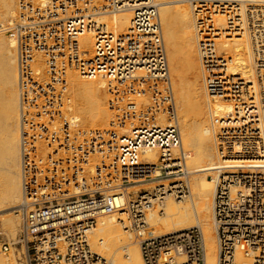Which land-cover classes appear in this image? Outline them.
Instances as JSON below:
<instances>
[{"label":"built area","instance_id":"1","mask_svg":"<svg viewBox=\"0 0 264 264\" xmlns=\"http://www.w3.org/2000/svg\"><path fill=\"white\" fill-rule=\"evenodd\" d=\"M104 1L103 11H133L129 34L99 23L94 13L103 11H90L87 0H18L21 227L12 240L0 232L1 248L15 252L16 264H107L89 237L103 216L117 214L139 242L144 264H208L202 226L160 234L149 221L169 196L180 201L192 194L158 7L153 0ZM221 2L188 0L200 28L214 25L224 11ZM253 8L247 15L250 31H258L261 105L218 134L220 155L230 163L212 203L217 264H264V10ZM89 32L90 51L81 44ZM38 52L44 76L35 70ZM70 70L108 81L110 129L84 131L73 124ZM248 87L235 100L249 98L244 108L254 100ZM126 128L130 134L122 135ZM151 149L159 152L156 165L141 158ZM149 183L153 188L130 191ZM238 253L250 262H237Z\"/></svg>","mask_w":264,"mask_h":264},{"label":"bare ground","instance_id":"2","mask_svg":"<svg viewBox=\"0 0 264 264\" xmlns=\"http://www.w3.org/2000/svg\"><path fill=\"white\" fill-rule=\"evenodd\" d=\"M153 1L158 7L162 35L163 32L165 34L163 44L167 61L175 72L174 88L178 107L172 86L173 101L176 111L179 110L177 124L184 152V168L190 175L192 194L179 201L182 203H175L169 199L173 197L169 196L160 207L151 210L149 221L160 228V234L202 226L208 264H217L212 203L219 175L230 163L227 155L224 158L220 155L223 141L218 134H224L222 128L231 124L228 122L242 121L248 114L256 113L255 110L250 111L251 108L261 105L258 31H255L256 27L250 31L247 12L250 5L255 7L253 9L264 10V0H222L224 11L209 29L198 26L194 9L188 0ZM87 2L90 11H103L107 5L104 0ZM17 4L18 0H0V227L12 239L16 238L21 227V219L12 209L22 202V76L16 30L19 22ZM176 8L179 13H176ZM120 11L125 13L120 14ZM98 12L94 15H100L97 16L99 23L107 25L117 34H129L132 10L109 11V14L108 11ZM176 24L181 26L180 42L176 35ZM8 32L12 35H7ZM93 35L94 32H89L81 39L82 46L89 51L94 45ZM34 66L37 72L45 75L42 53H36ZM68 76V113L73 124L83 127L81 130L84 131L110 129L111 97L108 81L102 77L85 78L75 70H70ZM246 86L254 94V100L251 106L244 108L249 98L245 97L242 103L235 100L237 93H241ZM141 101L148 105V100L141 98ZM216 119L219 122H215ZM120 132L122 135L130 134L128 128ZM141 158L156 165L159 152L155 149L142 150ZM146 185H150L149 189L155 184ZM119 218L114 214L99 220L89 237L93 251L109 264H144L139 242L131 232L123 229ZM236 259L239 263L250 262L239 253ZM0 264L14 263L10 261V256L0 252Z\"/></svg>","mask_w":264,"mask_h":264},{"label":"rangeland","instance_id":"3","mask_svg":"<svg viewBox=\"0 0 264 264\" xmlns=\"http://www.w3.org/2000/svg\"><path fill=\"white\" fill-rule=\"evenodd\" d=\"M104 9H105V7H104ZM104 9H102V10H104ZM179 10H177V8H176V13H179L178 12ZM110 12L108 11V14H109ZM120 14L121 13H125V11H120L119 12ZM104 15V14H103ZM175 29H176V35H177V39H178V41L180 42L181 41V36H180V33H181V26L179 25V24H176V26H175ZM163 31V30H162ZM7 35H12V33H10V32H8L7 33ZM163 37H164V39L163 40H165V34H164V32H163V35H162ZM17 55H18V52H17ZM168 64H169V68H170V77H171V82H172V86H173V91H174V96H175V99H176V103H177V107H178V101H177V96H176V91H175V81H174V78H175V72H173V67H172V65H171V63L170 62H168ZM18 65V64H17ZM178 113H179V110L177 111ZM80 127H82V126H80ZM79 128V127H78ZM83 128V127H82ZM82 128H79V129H82ZM92 129V128H91ZM185 150L186 151H188V149L187 148H185ZM137 187L136 188H131L130 190H134L135 191V189H140V190H143V189H146V188H148V187H150V185H146V184H141V185H136ZM139 190V191H140ZM170 200H173L175 203L176 202H178V203H182V202H179V201H177V200H174V199H172V198H169ZM185 203V202H184ZM16 210V208H13L12 209V211L14 212ZM0 223H1V221H0ZM1 226V225H0ZM0 232H2V234H3V236L4 237H6V238H8V239H12V237H9V236H7V235H5V233L2 231V229H1V227H0ZM1 238V237H0ZM1 242H0V252H1V254H3V255H5V256H10V261L12 262V263H14V264H16L17 263V257L15 256V252L14 251H12L11 253H5L3 250H2V248H1ZM10 254V255H9ZM107 264H109V263H107Z\"/></svg>","mask_w":264,"mask_h":264}]
</instances>
